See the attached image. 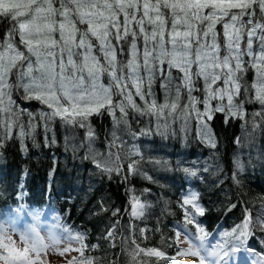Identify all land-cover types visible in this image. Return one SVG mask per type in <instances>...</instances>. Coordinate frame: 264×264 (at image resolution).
<instances>
[{
  "label": "snow or ice",
  "instance_id": "obj_1",
  "mask_svg": "<svg viewBox=\"0 0 264 264\" xmlns=\"http://www.w3.org/2000/svg\"><path fill=\"white\" fill-rule=\"evenodd\" d=\"M0 22L7 24L0 37V147L13 138L14 131L21 142L32 136L37 126L48 132L49 122L58 118L64 125L87 130L86 158L111 176L123 170L120 150L127 142L117 134L119 130L133 138L153 131L167 138L176 135L177 124L179 131L187 135L195 121L197 138L215 148L210 125L215 114L223 113L225 123L231 119L244 121L247 131L244 106L249 103L260 106L253 113L251 133L264 128V0H0ZM125 55L126 60L118 58ZM250 69L254 73L251 83L245 79ZM105 76L107 84L103 82ZM157 80L164 94L160 102L153 90ZM14 88L22 90L23 99L37 100L48 109L27 113V129L19 121L23 111L12 99ZM137 98L142 103H137ZM130 111L149 117L152 126L131 131ZM105 113L113 120V130L109 150L102 154L92 149L95 132L90 117ZM45 139L49 141L45 146L56 142L54 137ZM235 143L241 144L240 137ZM133 156L140 159H131ZM125 159L129 161L128 175L139 174L138 165L144 157L135 144ZM234 165L237 172L243 170L238 156ZM183 171L196 175L193 169ZM197 201L198 195L189 193L181 203L187 224L195 223L196 214H204ZM130 206L134 218L142 217L147 207L135 195ZM253 227L264 231V208L255 224L251 210L244 209L241 224L225 235L243 243ZM64 231L69 246L57 249L59 254L79 253L67 264H97L95 258L84 254L88 247L84 234ZM140 231L143 234L146 229ZM196 231L199 234L195 239L200 243L185 236L189 246L176 256L168 257L158 248H141L134 239L135 248L129 255L133 264H141L137 259L141 254L158 261L198 257V264H215L201 252L205 250L207 257L220 253L205 249L207 234L198 224ZM179 236L177 232V244L181 243ZM106 238L115 239L114 226L107 230ZM72 242L79 247L73 249ZM59 243L54 233L45 242L33 227L21 236V247L0 225V264H44L41 254ZM259 264H264V256Z\"/></svg>",
  "mask_w": 264,
  "mask_h": 264
},
{
  "label": "trees",
  "instance_id": "obj_2",
  "mask_svg": "<svg viewBox=\"0 0 264 264\" xmlns=\"http://www.w3.org/2000/svg\"><path fill=\"white\" fill-rule=\"evenodd\" d=\"M6 28L7 24L0 22V37ZM118 58L127 59L126 55ZM173 75H176L175 71ZM253 76L250 69L245 79L251 83ZM103 82L108 83L106 76ZM153 90L158 102L162 101L164 94L159 80ZM193 94L201 95L199 92ZM12 99L23 111L19 121L26 129L29 123L27 113L35 114L41 109L48 111L46 105L37 100L23 99L22 90L14 88ZM137 103L142 102L137 98ZM244 107L249 121L247 131L243 127L244 121L239 119L225 123L223 113H216L210 121L216 139L215 148L197 138L195 121L190 124L187 135L179 131L177 124L176 135L167 138L155 131L151 135L133 138L119 130L117 134L127 142L120 150L123 170L121 174L114 172L111 176L102 173L90 158H86L89 152L84 128L64 125L57 118L49 122L50 131L45 132L42 126H37L35 133L24 138L23 142L14 131L13 138L0 147V225L8 229V220L21 223L22 228L35 227L37 230L53 225L54 232L66 243L69 242L66 239L68 233L64 229L73 235L82 233L88 246L84 254L95 258L97 264H133L129 255L135 248L133 239L141 248H158L168 257L176 256L178 251L184 250L176 242V233L195 238L199 234L197 224L208 236L223 238L227 247L239 243L225 233H231L241 224L244 209L251 210L255 224L258 213L264 208V128L251 133L253 113L260 106L249 103ZM149 119L130 111L131 131L151 127ZM90 123L95 132L93 151L106 154L113 130L112 118L107 113L93 115ZM45 136L54 137L56 142L45 146L49 143ZM237 137H240L241 144L235 143ZM81 144L84 146L80 147ZM133 144L140 149L144 159L138 165L139 174L128 175L129 161L125 155ZM237 156L243 165L239 172L234 165ZM131 159L140 158L133 156ZM184 168L195 170L196 175L186 174ZM233 173H237L235 179ZM189 193H196L197 202L204 208L203 215H195L194 224L186 223L181 207ZM133 195L147 205L142 217L131 216ZM233 204L235 208L231 207ZM113 226L115 239L110 241L106 233ZM141 229L146 231L141 234ZM72 243L75 248L79 247V244ZM248 245L264 256V231L253 227ZM78 255L77 251L71 252L68 259ZM177 258L175 261H158L154 256L141 254L137 259L141 264H180ZM67 261L57 264H67Z\"/></svg>",
  "mask_w": 264,
  "mask_h": 264
},
{
  "label": "rangeland",
  "instance_id": "obj_3",
  "mask_svg": "<svg viewBox=\"0 0 264 264\" xmlns=\"http://www.w3.org/2000/svg\"><path fill=\"white\" fill-rule=\"evenodd\" d=\"M163 100V99H162ZM8 224H9V228L6 229L7 230V234L10 235L12 237L13 240H15L17 242V244L21 247H23V245L21 244V236L23 234H26L30 231V228H22L20 225L21 223L14 221H10L8 220ZM38 230L41 234V236H43L45 238V242H48V236L50 233H54L57 237L60 238V243L52 248H49L46 253H42L41 254V260L44 262V264H57L61 261H67L69 260L68 257L71 254V252L74 251H70L69 253H67L66 255H60L59 254V250H62L64 247L69 246V242L66 243L58 234H56L54 232L55 228L53 225H50V227H46V228H41ZM187 237L189 239L192 240L193 243L199 244L200 242L198 240H196L194 237L188 236ZM179 240L181 241V243H179L184 249H186L189 245L188 242L185 241V237L184 235H182L180 233L179 236ZM234 244V243H233ZM229 245L228 247L226 246V242L223 238L220 237H215L212 238L211 236L207 235V239L205 240V249L206 250H216L220 253V256L217 257H207L206 256V252L205 250H202L201 254L205 256V258L209 261H215V264H228V262H230V258L231 257H236L238 256L239 261H237V264H259L260 258L263 255L258 254L254 248L250 249L252 251H249L248 249H244L242 246H236V245ZM222 246V247H219ZM71 247L73 249H75L74 243H71ZM239 247L241 250L239 252L233 251L234 248ZM230 251V252H229ZM224 252H229V258H225V256H223ZM233 253H236L237 255H234ZM222 256V257H221ZM178 262L180 264H192L193 261H196L198 264V257H178ZM228 260V261H227ZM248 260L250 263H248Z\"/></svg>",
  "mask_w": 264,
  "mask_h": 264
},
{
  "label": "water",
  "instance_id": "obj_4",
  "mask_svg": "<svg viewBox=\"0 0 264 264\" xmlns=\"http://www.w3.org/2000/svg\"><path fill=\"white\" fill-rule=\"evenodd\" d=\"M233 245H236V246H242L244 249L246 248V249H248L249 250V245H248V237H246V239H245V241H244V243H242V244H240V243H238V242H235ZM230 252V251H229ZM229 252H228V255L227 256H225L226 258H229Z\"/></svg>",
  "mask_w": 264,
  "mask_h": 264
},
{
  "label": "bare ground",
  "instance_id": "obj_5",
  "mask_svg": "<svg viewBox=\"0 0 264 264\" xmlns=\"http://www.w3.org/2000/svg\"><path fill=\"white\" fill-rule=\"evenodd\" d=\"M233 254H234V255H237L236 253H233ZM230 256H232V254H231ZM238 258H239L238 256H236V257H234V258L231 257L230 260H229L230 262H228V264H237V263H238L237 261H239ZM227 261H228V260H227ZM248 263H250L249 260H248Z\"/></svg>",
  "mask_w": 264,
  "mask_h": 264
}]
</instances>
